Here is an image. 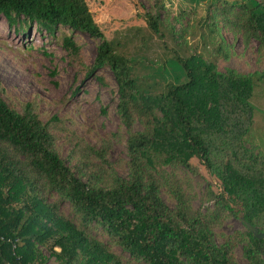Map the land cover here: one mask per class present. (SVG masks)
Masks as SVG:
<instances>
[{
  "label": "trees",
  "instance_id": "1",
  "mask_svg": "<svg viewBox=\"0 0 264 264\" xmlns=\"http://www.w3.org/2000/svg\"><path fill=\"white\" fill-rule=\"evenodd\" d=\"M153 1L156 12L147 11L145 17L158 34L164 6L163 0ZM1 16L17 30L36 25L53 33L61 26L101 41L90 73L108 66L115 76L128 158L123 162L127 174L120 176L118 165L109 160L110 138L91 147L68 134L63 119L53 116L43 122L34 103L12 109L1 98L0 81V264H45L42 249L56 264H236L231 256L236 240L244 244L248 264H264V239L254 238L245 227L238 239L224 237L222 245L214 235L227 213L237 219L241 214L264 231V150L256 152L247 141L254 122L249 99L264 71L221 73L200 56L176 57L186 83H167L156 93L105 40L86 0H0ZM207 18L213 32L218 33L220 22L234 35L241 33L245 45L256 40L264 55V30L248 5L220 0ZM218 42L217 53L226 57L222 40ZM62 44L71 60L81 64V49L72 37L64 35ZM136 122L141 131L134 130ZM59 134L69 139V163L58 154ZM224 134L239 143L233 138L206 141ZM214 141L227 144L239 176L231 173L227 179V164L221 189L210 194L212 208L200 212L191 207L176 168L195 172L190 160L197 158L210 169V160L225 157L213 152ZM237 146L252 158L248 167L235 159ZM161 189L174 199L173 209L162 200Z\"/></svg>",
  "mask_w": 264,
  "mask_h": 264
},
{
  "label": "rangeland",
  "instance_id": "2",
  "mask_svg": "<svg viewBox=\"0 0 264 264\" xmlns=\"http://www.w3.org/2000/svg\"><path fill=\"white\" fill-rule=\"evenodd\" d=\"M93 12L105 40L110 42L118 55L134 64V74L150 90L159 93L163 85L186 83L187 77L176 57L187 59L200 56L214 63L218 72L234 70L240 75L264 71V55L256 40L245 45L241 33L233 34L219 22L218 33L208 20L210 11L220 0H163L164 9L159 11L161 26L158 34L152 32L145 13L155 14L153 0H86ZM228 3L248 5L264 30V0H222ZM70 36L78 44L82 53L81 64L71 60L62 44V37ZM222 40L227 56L217 53V45ZM99 39L88 34L59 27L49 33L32 25L25 31L11 28L0 17V81L4 88L3 101L12 109L21 110L22 105L34 103L36 112L43 122L56 116L63 119L69 133L73 132L91 147H98L101 141L110 138L112 147L109 160L116 163L120 176H126L123 162L127 160L126 139L128 133L121 123L117 110L118 86L115 76L108 66L90 73L96 58ZM156 86H158L156 88ZM249 104L254 110V122L247 141L256 147V152L264 150V77L255 81ZM136 132L142 130L139 122L134 124ZM116 135L115 138L112 136ZM219 138L227 140L236 137L230 134L210 136L207 143ZM223 140V141H224ZM67 134H59L57 149L60 158L68 162L70 151ZM212 143L213 152L225 157L210 160V169L197 158L190 164L195 172L182 166L176 168L182 181L183 190L194 210L204 212L211 209V192L218 193L223 185V171L227 166V179L233 173L239 176L238 163L231 158L228 146ZM235 147L237 156L246 167L252 158L245 150ZM234 148V147H232ZM235 157V156H234ZM260 158L254 159L260 165ZM256 169V168H255ZM166 170L169 168L166 167ZM246 172L245 170H239ZM222 179V180H221ZM160 196L171 209L175 201L166 189ZM63 213L69 214L68 206ZM244 226L235 216L227 213L219 226L214 228L215 241L224 243V237H238ZM238 239V238H237ZM104 241L106 238L103 239ZM231 256L236 264H248L243 257V243L236 240ZM112 250L127 257L119 248ZM45 264H56L54 259L42 249Z\"/></svg>",
  "mask_w": 264,
  "mask_h": 264
},
{
  "label": "water",
  "instance_id": "3",
  "mask_svg": "<svg viewBox=\"0 0 264 264\" xmlns=\"http://www.w3.org/2000/svg\"><path fill=\"white\" fill-rule=\"evenodd\" d=\"M238 219L240 220V222L242 223V225L252 233L253 237L256 239H264V231H259V229L257 227L252 226L251 224H249L248 222H246V220L243 218V216L241 214L238 215Z\"/></svg>",
  "mask_w": 264,
  "mask_h": 264
}]
</instances>
